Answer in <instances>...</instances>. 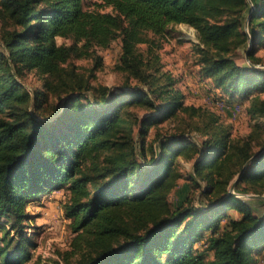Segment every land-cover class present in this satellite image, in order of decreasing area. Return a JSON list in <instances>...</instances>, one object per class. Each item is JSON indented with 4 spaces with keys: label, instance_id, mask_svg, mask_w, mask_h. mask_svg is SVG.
Masks as SVG:
<instances>
[{
    "label": "trees",
    "instance_id": "obj_1",
    "mask_svg": "<svg viewBox=\"0 0 264 264\" xmlns=\"http://www.w3.org/2000/svg\"><path fill=\"white\" fill-rule=\"evenodd\" d=\"M179 24L195 29L191 48L208 87L229 103L250 96L254 122L243 139L186 105L163 69L160 51ZM115 40L118 88L91 85L66 65L92 58L99 67L97 49ZM241 48L259 62L264 0L253 9L247 0H100L94 9L84 0H0V264L29 263L27 207L53 192L64 197L75 264H257L264 218L228 193L237 179L235 191L264 194V150L242 170L264 149V69L238 65ZM31 72L40 79L33 92L21 81ZM49 95L59 107L46 105ZM180 114L195 120L147 141L152 125ZM179 158L192 161V173L184 176ZM181 179L201 191L203 207L189 193L169 204Z\"/></svg>",
    "mask_w": 264,
    "mask_h": 264
},
{
    "label": "rangeland",
    "instance_id": "obj_2",
    "mask_svg": "<svg viewBox=\"0 0 264 264\" xmlns=\"http://www.w3.org/2000/svg\"><path fill=\"white\" fill-rule=\"evenodd\" d=\"M99 2L100 0H84L88 9H94L95 4ZM247 2L249 8L253 9L257 0H247ZM101 10L108 11L109 9ZM173 30H175L174 38L163 45L160 57L163 69L171 72L177 79V88L184 94L185 104L200 107L215 115L219 119V123L229 130L231 140L243 139L249 133L251 123L254 122L246 113V106L249 103L250 96L247 98L236 97L235 101L229 103L227 102L228 98L226 99L218 91L208 87L207 81L199 77L197 58L191 48L190 42H197L195 29L185 24H179ZM244 30L248 31L246 23ZM62 42H64L62 38H57L58 44ZM65 42L69 43L68 41ZM251 45L252 40L249 39L247 47L249 48ZM120 53V41L115 40L109 47L97 49V55L101 60L99 67H95L92 58H71L66 65L68 67L73 66L74 70L84 76L91 85H105L116 89L122 83V75L115 68ZM233 57L240 66L252 67L251 64H253L255 67L252 68L264 69V48H260L255 52V57L259 58L257 63H252L247 59L243 48L234 52ZM21 81L28 91L33 92L35 88L40 86V79L32 72L26 73ZM258 95L264 99V93ZM47 100L48 103L46 105L52 106L56 104L58 107L62 101L51 95L47 97ZM132 111L140 117L144 114L143 109L135 108ZM194 120L188 117L185 118L183 114H180L175 119L152 125L147 134V141L155 143L158 136L164 137L170 133L178 132V129L186 128L185 124ZM137 134L135 140L137 139ZM191 135L198 143L202 139L195 132H192ZM135 142L136 144L138 143V141ZM178 167L184 176L192 173V161L179 158ZM187 184H190L187 179L178 181V186L168 196L169 204H177L189 193L192 204L203 207L206 199L201 196V191L195 189L194 186L189 191ZM234 192L238 194L237 198L249 204L252 215L264 218V199H252L240 195L264 196V194L238 192L235 190ZM63 201L64 197L61 192H53L28 205L27 212L30 216V221L28 222L27 235L30 236L34 243V246L30 247L31 259L28 264H75L79 253L74 252V248L71 245L74 234L70 231L68 221L63 216L61 209ZM229 216L232 219L240 217L233 210L229 212ZM196 247L205 254L207 259L211 258V253L205 250L201 243H197ZM257 264H264V256L259 257Z\"/></svg>",
    "mask_w": 264,
    "mask_h": 264
},
{
    "label": "water",
    "instance_id": "obj_3",
    "mask_svg": "<svg viewBox=\"0 0 264 264\" xmlns=\"http://www.w3.org/2000/svg\"><path fill=\"white\" fill-rule=\"evenodd\" d=\"M246 25H247V23H246ZM251 66L252 67H255L253 64H251ZM264 149H262V150H260L259 152H257V153H255L246 163H245V165L243 166V168H242V170L248 165V163L257 155V154H259V153H261L262 151H263ZM242 170H241V172H240V174H239V176L241 175V173H242ZM238 176V177H239ZM237 180V179H236ZM236 180L231 184V186H230V189H229V191H228V193L229 194H231V195H235V196H238V194H236L235 192H234V186H235V182H236ZM242 197H246V198H252V199H264V196H262V195H249V194H240Z\"/></svg>",
    "mask_w": 264,
    "mask_h": 264
}]
</instances>
